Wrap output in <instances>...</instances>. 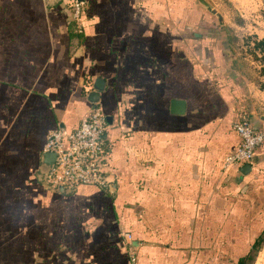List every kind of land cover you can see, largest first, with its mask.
Returning a JSON list of instances; mask_svg holds the SVG:
<instances>
[{
  "label": "crops",
  "instance_id": "1",
  "mask_svg": "<svg viewBox=\"0 0 264 264\" xmlns=\"http://www.w3.org/2000/svg\"><path fill=\"white\" fill-rule=\"evenodd\" d=\"M193 5L84 0L78 27L63 0H0V264H248L264 138L246 173L224 159L237 121L264 131V83ZM91 106L109 116L107 184L45 186L48 132Z\"/></svg>",
  "mask_w": 264,
  "mask_h": 264
},
{
  "label": "built area",
  "instance_id": "2",
  "mask_svg": "<svg viewBox=\"0 0 264 264\" xmlns=\"http://www.w3.org/2000/svg\"><path fill=\"white\" fill-rule=\"evenodd\" d=\"M69 9V19L79 27L84 0H63ZM108 125L106 114L91 106L71 130L62 126L52 128L41 151H52L54 159L47 170H38L42 184L56 189L72 190L81 184L105 186L107 179L101 169L105 156L103 134ZM239 136L238 145L225 156V163L248 162L254 148L263 140L264 131L253 126L246 118L234 124ZM134 259L133 255L130 256Z\"/></svg>",
  "mask_w": 264,
  "mask_h": 264
},
{
  "label": "rangeland",
  "instance_id": "3",
  "mask_svg": "<svg viewBox=\"0 0 264 264\" xmlns=\"http://www.w3.org/2000/svg\"><path fill=\"white\" fill-rule=\"evenodd\" d=\"M193 3L202 8V11L193 5L191 19L206 20L211 27L216 25L215 29L223 32L221 34L231 42L234 49L232 51L238 52L240 63L253 70L255 83L262 85L264 79L259 81L257 76L264 70V45H256L255 41L264 35V0H193ZM263 251L262 239L257 250L252 252L248 264H255ZM11 254H15L17 258L20 255L16 251ZM34 263L43 264V258L38 257Z\"/></svg>",
  "mask_w": 264,
  "mask_h": 264
},
{
  "label": "water",
  "instance_id": "4",
  "mask_svg": "<svg viewBox=\"0 0 264 264\" xmlns=\"http://www.w3.org/2000/svg\"><path fill=\"white\" fill-rule=\"evenodd\" d=\"M104 79L100 76H96L92 81V88L94 91L102 90L104 87ZM107 120H109V116H106ZM54 159V153L52 151H41L40 153V165L39 168L42 171L47 170V167L50 163H52ZM250 164L249 162H243L240 166V171L242 173H246L249 170ZM59 190H63L61 186L58 187Z\"/></svg>",
  "mask_w": 264,
  "mask_h": 264
},
{
  "label": "trees",
  "instance_id": "5",
  "mask_svg": "<svg viewBox=\"0 0 264 264\" xmlns=\"http://www.w3.org/2000/svg\"><path fill=\"white\" fill-rule=\"evenodd\" d=\"M65 5H66V2H65ZM69 22L71 23V21H69ZM255 43H256V45H264V35L260 39L256 40ZM261 241H262V237H257L256 238V241H255V250H257V246L261 243ZM249 260H250V258H249ZM238 262H239L238 264H245V259L244 258H241Z\"/></svg>",
  "mask_w": 264,
  "mask_h": 264
},
{
  "label": "bare ground",
  "instance_id": "6",
  "mask_svg": "<svg viewBox=\"0 0 264 264\" xmlns=\"http://www.w3.org/2000/svg\"><path fill=\"white\" fill-rule=\"evenodd\" d=\"M255 264H264V251L259 255V257L255 261Z\"/></svg>",
  "mask_w": 264,
  "mask_h": 264
}]
</instances>
